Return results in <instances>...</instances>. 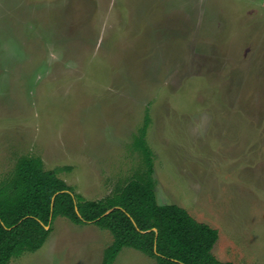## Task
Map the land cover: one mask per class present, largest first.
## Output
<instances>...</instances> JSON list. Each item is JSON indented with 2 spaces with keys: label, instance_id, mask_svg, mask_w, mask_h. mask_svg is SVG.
<instances>
[{
  "label": "rangeland",
  "instance_id": "rangeland-1",
  "mask_svg": "<svg viewBox=\"0 0 264 264\" xmlns=\"http://www.w3.org/2000/svg\"><path fill=\"white\" fill-rule=\"evenodd\" d=\"M137 142L216 259L264 264V0H0V182L36 158L113 197L146 170ZM111 240L56 218L10 264H102ZM138 254L112 263L154 264Z\"/></svg>",
  "mask_w": 264,
  "mask_h": 264
},
{
  "label": "trees",
  "instance_id": "trees-1",
  "mask_svg": "<svg viewBox=\"0 0 264 264\" xmlns=\"http://www.w3.org/2000/svg\"><path fill=\"white\" fill-rule=\"evenodd\" d=\"M136 146L145 172L99 201H85L53 171H45L39 159H18L11 176L0 182V264L38 251L58 217L110 233L113 241L102 264H112L123 248L156 264H232L218 261L211 252L218 238L215 229L176 205L156 204L152 152L144 142Z\"/></svg>",
  "mask_w": 264,
  "mask_h": 264
},
{
  "label": "crops",
  "instance_id": "crops-1",
  "mask_svg": "<svg viewBox=\"0 0 264 264\" xmlns=\"http://www.w3.org/2000/svg\"><path fill=\"white\" fill-rule=\"evenodd\" d=\"M74 193H75V192H74ZM75 194H76V193H75ZM154 195H155V193H154ZM79 196H80V195H79ZM108 197H109V196L104 197V198H101V199H97V200H85V199H84V200H85V201H99V200H103V199L108 198ZM155 201H156V204L159 205V206H161V205H175V204H171V203H163V204H162V203H159V201L157 200L156 195H155ZM176 206H177V205H176ZM178 207H179V206H178ZM180 208H182V207H180ZM182 209H183V208H182ZM184 210H185V209H184ZM58 219H64V218H59V217H58ZM64 220L67 221V222H69L70 224H73V223H71L70 221H68L67 219H64ZM53 222H54V221H53ZM87 224H88V223H87ZM52 225H53V223H52ZM73 225H74V224H73ZM83 225H84V224H83ZM94 226H95V225H94ZM95 227H96L98 230H100V231H104V232L109 233V232L106 231V230L99 229L97 226H95ZM51 232H52V226H51ZM51 232L49 233V235L51 234ZM109 234H110V233H109ZM49 235H48V237H49ZM110 236H111V235H110ZM48 237H47V238H48ZM111 239H112V236H111ZM46 240H47V239H46ZM112 241H113V239L111 240V243L109 244V246L112 244ZM45 242H46V241H45ZM45 242H44V244H45ZM44 244H43V245H44ZM43 245L41 246V248L43 247ZM109 246H107V247H109ZM41 248H40V249H41ZM129 249H131V248H129ZM104 250H105V249H104ZM132 250H134V249H132ZM103 252H104V251H103ZM134 252H135V253H139L138 255H143V256H145L144 254L140 253L139 251L134 250ZM119 253H120V252H119ZM119 253H118V254H119ZM29 254H32V253H29ZM118 254H117V255H118ZM24 256H26V255H24ZM116 257H117V256H116ZM146 257H147V256H146ZM214 257H215V256H214ZM148 258H149V257H148ZM115 259H116V258H115ZM115 259H114V261H115ZM149 259H150V258H149ZM12 260H14V259H12ZM12 260H11V261H12ZM150 260H151V262H153L154 264H156L154 260H152V259H150ZM217 260H218V259H217ZM11 261H10V262H11ZM114 261H113V262H114ZM218 261H219V260H218ZM220 262H223V261H220ZM225 262H228V261H225ZM9 264H10V263H9ZM112 264H113V263H112ZM133 264H136V263H133Z\"/></svg>",
  "mask_w": 264,
  "mask_h": 264
},
{
  "label": "water",
  "instance_id": "water-1",
  "mask_svg": "<svg viewBox=\"0 0 264 264\" xmlns=\"http://www.w3.org/2000/svg\"><path fill=\"white\" fill-rule=\"evenodd\" d=\"M46 229H47V227H46Z\"/></svg>",
  "mask_w": 264,
  "mask_h": 264
}]
</instances>
